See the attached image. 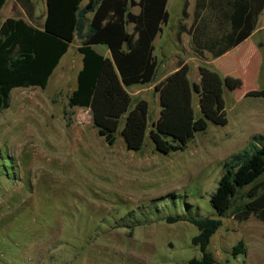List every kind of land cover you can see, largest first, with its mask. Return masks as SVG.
I'll use <instances>...</instances> for the list:
<instances>
[{
  "label": "rangeland",
  "instance_id": "374dc122",
  "mask_svg": "<svg viewBox=\"0 0 264 264\" xmlns=\"http://www.w3.org/2000/svg\"><path fill=\"white\" fill-rule=\"evenodd\" d=\"M184 1H170L155 54L158 78L189 66L194 118L185 149L162 151L151 135L158 119L172 131L185 125L188 89L185 82H173L177 74L128 88L134 100L148 103L140 150L127 146L124 121L109 144L90 109L69 105L82 67L78 38L46 90L12 91L11 105L0 115V264H190L201 257L193 243L199 228L168 217L216 216L211 195L225 161L259 144L254 135L264 142V30L221 61L208 52L199 55L182 28L191 26L196 0H189L187 17ZM34 3L41 17L43 1ZM18 8L9 0L5 10L21 17ZM7 15L0 14V24ZM161 92L177 96L174 111L162 113ZM240 241L244 251L234 254ZM209 250L214 264H264V220H240L230 210Z\"/></svg>",
  "mask_w": 264,
  "mask_h": 264
},
{
  "label": "trees",
  "instance_id": "16d2710c",
  "mask_svg": "<svg viewBox=\"0 0 264 264\" xmlns=\"http://www.w3.org/2000/svg\"><path fill=\"white\" fill-rule=\"evenodd\" d=\"M6 1L0 0V10ZM17 1L31 21L10 16L0 24V112L10 106L13 88H46L62 57L78 38L82 67L77 85L69 95V105L90 109L93 125L109 144L116 142L124 121L121 133L127 146L140 150L150 120L148 103L144 99L134 100L128 88L152 83L157 77L159 63L154 41L170 19L169 0H88L85 5L83 0H46L42 26L33 21L34 2ZM135 5L140 8L138 12L132 9ZM188 6L189 0H185L183 17L189 15ZM263 11L264 0H196L193 22L189 28H182L190 34L197 54L208 52L219 58L253 33ZM129 24H133L132 30ZM98 44L107 45L111 55L100 52L95 47ZM186 68L187 64L166 77L177 74L173 82H185L187 86L182 116L185 125L172 131L158 119V129L151 132L157 147L165 152L185 149L191 137L188 121L194 118L193 90ZM161 98L162 113L178 107L174 94L161 92ZM165 119L166 115L161 117ZM260 137L253 136L259 144L225 161L224 173L211 195L216 216L168 217L170 222L189 220L199 228L193 243L199 245L201 257L192 258L190 264L215 263L209 244L230 210L240 220L251 215L264 220V142ZM247 186L250 188L242 194ZM243 251L244 243L240 241L234 254Z\"/></svg>",
  "mask_w": 264,
  "mask_h": 264
},
{
  "label": "crops",
  "instance_id": "0c3cea01",
  "mask_svg": "<svg viewBox=\"0 0 264 264\" xmlns=\"http://www.w3.org/2000/svg\"><path fill=\"white\" fill-rule=\"evenodd\" d=\"M8 1L9 0H7L6 1V3L3 5V7L1 8V10H0V14L2 15H7L8 14V12H7V10H5L6 9V5H7V3H8ZM17 3H18V9H20V11H21V13H22V16L21 17H23V18H25V19H27V20H30L31 21V19H29V16H28V14H27V11H26V9L17 1V0H15ZM33 2L35 1V0H32ZM43 1V15L40 17V14L38 13V9L37 10H34V17L36 18V20L37 21H39V22H37V25L38 26H42L43 25V23H44V20H45V13H46V0H42ZM170 1L171 0H169L168 1V9H169V4H170ZM88 2V0H86L85 2H84V0H83V2H82V5H85L86 3ZM35 4V3H34ZM3 10V11H2ZM1 11H2V13H1ZM170 11V10H169ZM135 12H137V11H135ZM10 16H13V15H7V17H10ZM6 17V18H7ZM13 17H18V16H13ZM5 18V19H6ZM4 19V20H5ZM260 19H262V26L261 27H259L258 28V26H257V28L253 31V33L246 39L247 40V42H249V41H252L251 40V37H253V34L257 31V29H260V30H264V11H263V13L260 15V18H259V23H260ZM3 20V21H4ZM157 38H158V36L156 37V39H155V41H154V44L156 45V40H157ZM245 40V41H246ZM80 45V44H79ZM252 45H253V43H252ZM102 45L101 44H98V45H96L95 47L100 51V52H102L104 55H106V56H109V55H111V51H110V49H109V47L107 46L106 48H102L101 47ZM238 47V46H237ZM239 48V47H238ZM236 50V47L234 48V49H232V50H230L229 52H227L226 54H224L223 56H221V57H219V58H217V60H220V59H222L224 56H227V55H229V54H231L233 51H235ZM65 56V55H64ZM63 56V57H64ZM62 57V58H63ZM61 61H62V59H61ZM61 61H60V63H61ZM60 63H59V65H60ZM58 65V66H59ZM56 70V69H55ZM54 70V71H55ZM159 70L160 69H158V72H159ZM54 73V72H53ZM53 75V74H52ZM52 75H51V77H52ZM157 75H158V73H157ZM166 76H167V74L166 73H162L161 74V77L160 78H158V76L156 77V82L158 83V81H159V79H162V80H164V78H166ZM51 77H50V79H51ZM50 82V81H49ZM48 86V85H47ZM32 87H37V88H40L41 90H46V88H41V87H39V86H30V87H15V88H13L12 89V91H14V92H16V91H19L20 89H28V88H32ZM12 91H11V98H12V94L14 93H12ZM10 105H11V100H10ZM10 107V106H9ZM9 107H7V108H5V109H8ZM4 110V109H3ZM3 113V111L2 112H0V115ZM1 119V118H0Z\"/></svg>",
  "mask_w": 264,
  "mask_h": 264
}]
</instances>
